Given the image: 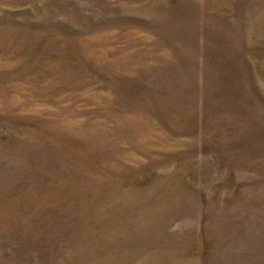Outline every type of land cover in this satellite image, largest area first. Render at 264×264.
<instances>
[{
	"label": "rangeland",
	"instance_id": "rangeland-1",
	"mask_svg": "<svg viewBox=\"0 0 264 264\" xmlns=\"http://www.w3.org/2000/svg\"><path fill=\"white\" fill-rule=\"evenodd\" d=\"M0 264H264V0H0Z\"/></svg>",
	"mask_w": 264,
	"mask_h": 264
}]
</instances>
